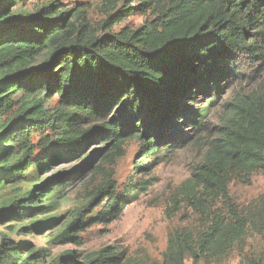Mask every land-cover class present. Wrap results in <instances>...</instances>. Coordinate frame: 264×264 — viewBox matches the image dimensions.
<instances>
[{"label":"trees","instance_id":"trees-1","mask_svg":"<svg viewBox=\"0 0 264 264\" xmlns=\"http://www.w3.org/2000/svg\"><path fill=\"white\" fill-rule=\"evenodd\" d=\"M20 1L25 0H0V138L16 142L23 152L10 165L13 147L0 139V183L16 179L30 160L40 167L49 161L86 159L90 144H107L121 155L124 144L135 139L142 143V160L168 152L179 143L177 129L186 122L192 127L197 123L191 104L201 86L209 84L211 89L229 66L238 72L240 57H264V0H143L146 8L152 7L153 19L135 29L115 31L133 13L129 5L107 13L100 24L102 33L89 26L86 13L77 7L51 0L19 15L13 9ZM44 51L50 52L49 59L29 67ZM19 92L57 95L59 102L50 109L42 98H33L16 107ZM249 98L234 104L220 136L178 189V198L202 216L211 202L231 201L234 175L264 170V94ZM34 134L39 136L37 143L32 142ZM39 146L45 149L42 157L34 155ZM83 165L53 177L55 188L81 176ZM136 168L147 167L140 161ZM113 176L110 172L75 211L60 238L75 240L85 228L120 217L132 199L128 192L117 193ZM148 187L146 181L134 188L138 194ZM20 201L2 207L0 220L21 221L38 211L29 201ZM213 222L199 248L181 247L174 264H184L186 251L197 263L209 243L220 242L225 251L245 235L248 225L237 216L228 235L219 217ZM48 256L47 250L34 249L29 242L16 245L0 232L1 262L48 264ZM60 263L126 264L127 259L126 251L108 245L85 256L70 251Z\"/></svg>","mask_w":264,"mask_h":264},{"label":"rangeland","instance_id":"rangeland-1","mask_svg":"<svg viewBox=\"0 0 264 264\" xmlns=\"http://www.w3.org/2000/svg\"><path fill=\"white\" fill-rule=\"evenodd\" d=\"M47 1L51 0L20 1L13 11L25 15L36 11ZM55 1L65 7L82 9L89 26L99 33L103 32L100 24L107 13L121 12L129 5L134 7L133 13L115 26V31L125 26L135 29L154 18L152 7L146 8L143 0ZM49 57L50 52L44 51L31 61L29 67L40 65ZM240 59L237 62L238 72H231L229 66L226 68L228 73L215 80L211 89L209 84L198 89L197 100L191 104L197 123L193 127L188 122L181 125L176 131L179 143L168 152L142 160V143L134 139L124 144L121 155L107 144H90L86 149L89 157L97 150H103L92 161H89V157L83 159L85 156H81L49 161L40 167L35 166L33 160L29 164L27 162L26 170L16 179L0 183V209L6 204L17 205L20 200H27L29 206L38 207V211L21 221L0 220V232L16 245L29 242L34 249L47 250L48 264H61L60 259L70 251L85 256L108 245L126 251V264H174L181 247L190 245L199 248L200 241L209 233L216 216L228 235L236 225L238 216L248 221L243 237L225 251L221 250L220 242L209 243L207 251L200 253L197 263L186 251L184 264H257L259 261L264 264L262 167L253 173L234 175L229 188L231 201L218 199L211 202L206 215L202 216L181 197L178 198L179 187L203 161L210 143L220 136L221 127L225 125L234 104L249 101L253 94H264V57L243 56ZM43 95L34 92L28 96L19 92L15 95L16 107L33 98H42L44 105L50 109L58 105L57 95ZM38 139V134L32 136L33 143H37ZM2 140L5 146L13 147L8 163L16 164L22 157V149L14 141ZM39 147L34 155L42 157L45 149ZM140 161H144L146 170H137ZM82 164L81 176L62 184L61 188H55L57 180L53 177L68 173ZM110 172H113L117 182V193L128 192L132 199L125 205L120 217L85 228L75 240L60 238L59 233L72 220L75 211L86 204ZM146 181L148 189L137 194L135 184ZM31 192L33 199L29 200ZM101 205L95 208V212L100 210ZM0 264L6 263L0 261Z\"/></svg>","mask_w":264,"mask_h":264}]
</instances>
